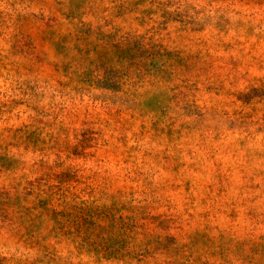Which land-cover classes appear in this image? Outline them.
<instances>
[{
	"label": "rangeland",
	"instance_id": "obj_1",
	"mask_svg": "<svg viewBox=\"0 0 264 264\" xmlns=\"http://www.w3.org/2000/svg\"><path fill=\"white\" fill-rule=\"evenodd\" d=\"M0 264H264V0H0Z\"/></svg>",
	"mask_w": 264,
	"mask_h": 264
}]
</instances>
